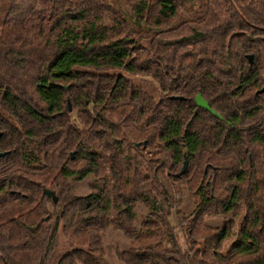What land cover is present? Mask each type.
<instances>
[{"label":"trees","instance_id":"obj_1","mask_svg":"<svg viewBox=\"0 0 264 264\" xmlns=\"http://www.w3.org/2000/svg\"><path fill=\"white\" fill-rule=\"evenodd\" d=\"M6 150L0 264H107L109 227L130 238L126 264H264V0H8ZM184 192L186 246L169 219Z\"/></svg>","mask_w":264,"mask_h":264},{"label":"rangeland","instance_id":"obj_2","mask_svg":"<svg viewBox=\"0 0 264 264\" xmlns=\"http://www.w3.org/2000/svg\"><path fill=\"white\" fill-rule=\"evenodd\" d=\"M7 2L8 0H0V13L2 12V10H4ZM118 5L123 11L126 12L127 15H130V11L126 9V7L123 4L118 2ZM131 19H133V17ZM139 31L141 35V41L143 43H147L152 32L150 31L148 32L145 28H140ZM133 78L136 83H140L144 85L150 92L154 94L159 93L156 84L151 78L145 76H133ZM75 121L79 123V121L76 118ZM149 155L151 158H154V156H156L154 155L153 152H151ZM93 179L94 177L92 175H87L83 179L70 178L69 182L72 185L73 192L77 194H84L90 190L89 183ZM197 198H198L197 194L184 192L175 202V206L172 208L169 217L171 223L174 226L175 235L178 237L179 242L184 246L186 245L184 244V235H183V231H184V223H182L184 220L183 217L189 215V213L192 211ZM177 211H179V213H176ZM146 212H147V208L141 204L138 209V214L144 215ZM207 221L211 224L219 225L222 222V217H214L211 219H207ZM61 244L63 246L65 244L63 236H61ZM103 245H104V254L107 264H126L118 257L117 251L126 249L130 246L129 237H126V235H124L120 230L114 227H109L104 232ZM63 249L65 250L66 247H63Z\"/></svg>","mask_w":264,"mask_h":264},{"label":"water","instance_id":"obj_3","mask_svg":"<svg viewBox=\"0 0 264 264\" xmlns=\"http://www.w3.org/2000/svg\"><path fill=\"white\" fill-rule=\"evenodd\" d=\"M247 57H248L249 62H251L252 54H248ZM262 89H263V88H262ZM169 97H170V98H180V99L183 98L182 95H174V94H173V95H169ZM194 99H195L196 103H197L199 106H201V107H203V108L209 110L212 114H214V115H216V116H219V113H217L212 107L209 106L207 100L201 95L200 92H197V93L195 94ZM67 106H68V110H71V103H70L69 98H67ZM7 151H8V150H6V151H0V156L3 155V154H4L5 152H7ZM69 155H70V157L72 158V157L74 156V150H71V151L69 152ZM186 167H187V156L184 155V159H183V162H182V167H181V169H180L176 174H177V175L182 174V173L185 171ZM43 192H44L47 196H50L54 202L57 200V195H56V193H55L54 190H52V189H50V188H48V187H44V188H43Z\"/></svg>","mask_w":264,"mask_h":264}]
</instances>
